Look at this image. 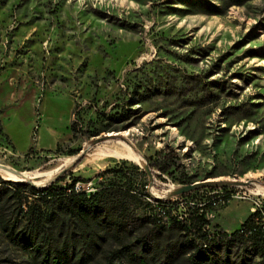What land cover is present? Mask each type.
<instances>
[{
  "label": "rangeland",
  "instance_id": "374dc122",
  "mask_svg": "<svg viewBox=\"0 0 264 264\" xmlns=\"http://www.w3.org/2000/svg\"><path fill=\"white\" fill-rule=\"evenodd\" d=\"M209 1L218 14L179 0H0V119L8 135L0 133V176L42 187L62 173L59 184L81 178L77 187L88 192L102 179L127 187L131 177L140 193L122 229L101 228L98 246H83L82 264H139L124 249L137 251L140 238L149 243L147 264L167 255L169 264H189L176 229L141 220L169 198L180 202L174 215L187 217L196 199L179 191L188 178L217 184L200 190L217 193L205 206L211 231L232 232L264 205V0ZM76 100L124 106L130 117L91 142L90 111L86 137L72 139ZM2 204L14 233L0 220V264H38L23 245L34 227L25 205L7 196ZM41 209L40 235L61 245L81 231L62 208Z\"/></svg>",
  "mask_w": 264,
  "mask_h": 264
},
{
  "label": "trees",
  "instance_id": "16d2710c",
  "mask_svg": "<svg viewBox=\"0 0 264 264\" xmlns=\"http://www.w3.org/2000/svg\"><path fill=\"white\" fill-rule=\"evenodd\" d=\"M179 1L190 6L200 7V12L203 13L218 14L220 12V6L209 0ZM98 105L99 103L84 108L80 101H75L70 125L72 139H77L79 135L86 137L85 126L86 128L89 126L85 124L93 122L92 119H86V115L90 114V111H93L96 116L93 122L94 130L90 134V137H94L91 142L97 141L102 132L114 130L116 126L130 117L129 110L124 106L116 105V107L110 108L109 103L99 107ZM0 133L8 138V135L3 131L1 119ZM30 149L33 150L34 147ZM79 152L80 150H76L71 154L75 155ZM150 168L152 169L151 165ZM160 170L167 172L168 168L160 167ZM64 180L65 177L62 175L57 180L40 187L22 181L5 180L0 176V197L7 196L9 201H14L19 206L25 205L24 208L21 207V211L29 217L30 223L33 222L34 227L26 239H23V245L26 248L31 247L38 264H82L86 260L84 256L86 250L83 246H98L97 238L100 237L101 228L122 229L130 219L128 218L130 215L129 202L132 198L140 195L139 191H134L131 177L127 180V187L116 183L108 184L102 179L94 192L77 187L81 178L70 184H59ZM193 183L194 181L189 178L181 181L182 185ZM138 185H141L139 187L142 192H145L146 184ZM201 189H210L207 192L209 193L218 187L217 185H205L180 193L181 197L196 199L195 205L190 206L191 209H189L187 217L181 219L176 214L174 215L180 202L178 199L169 198L157 199L155 205L147 200L146 204L153 205L154 209L146 212L141 220L153 223L156 229H176L184 237L179 251L188 255L186 261L189 264H264V205L252 212L241 226L232 232L221 229L218 225L215 231H211V220L207 216L208 211L205 206L218 202L215 200L217 193L208 196L207 193H201ZM145 195L146 198H149L147 190ZM224 199L228 200L229 198L224 196ZM41 203H49L62 208L66 218L80 222L81 231H71L61 245L47 231L40 235L41 230L45 231L44 222L46 219L41 209ZM4 213L2 204L0 205V220L5 228L7 227V232L11 236L14 230L9 229ZM12 239L16 240L15 237ZM137 244H139L136 246L137 251L126 246L124 252L134 258L135 262L147 264L144 254L150 250L149 243L146 239L140 238ZM232 250L235 251V258L230 256ZM118 252L123 254V251ZM170 256L167 255L168 260ZM168 260L159 264H169Z\"/></svg>",
  "mask_w": 264,
  "mask_h": 264
},
{
  "label": "water",
  "instance_id": "95a60500",
  "mask_svg": "<svg viewBox=\"0 0 264 264\" xmlns=\"http://www.w3.org/2000/svg\"><path fill=\"white\" fill-rule=\"evenodd\" d=\"M106 137H107V136L99 137L97 141L102 140V139H105ZM97 141H94V142H97ZM86 154H87V151H86V150H83V151L81 152V154H79V155L77 156V158L75 159L74 163H77L78 161H80V160H81ZM0 167H2L1 164H0ZM148 168H149V167H148ZM64 170H65V169H63L62 172H64ZM61 174H62V173H59V175H57V176L55 177L54 181L57 180L59 177H61V176H62ZM25 181L28 182V183H30V184H33V183H32L30 180H28V179L25 180ZM51 182H53V180H51V181L48 182V183H45L43 186H46L47 184H49V183H51ZM246 183H249V181L246 182ZM246 183H244V184H246ZM34 185H35V184H34ZM205 185H217V184H213V183H205V182H197V183H195V184H191V185H183L182 190H180L179 192L182 193V192H184V191H189V190H192V189H195V188H198V187H202V186H205ZM36 186H40V185H36Z\"/></svg>",
  "mask_w": 264,
  "mask_h": 264
},
{
  "label": "crops",
  "instance_id": "0c3cea01",
  "mask_svg": "<svg viewBox=\"0 0 264 264\" xmlns=\"http://www.w3.org/2000/svg\"><path fill=\"white\" fill-rule=\"evenodd\" d=\"M9 137H10V136H9ZM10 142L12 143L14 149L16 150V145H15V142H14V140L12 139V137H10Z\"/></svg>",
  "mask_w": 264,
  "mask_h": 264
},
{
  "label": "built area",
  "instance_id": "2783aa9c",
  "mask_svg": "<svg viewBox=\"0 0 264 264\" xmlns=\"http://www.w3.org/2000/svg\"><path fill=\"white\" fill-rule=\"evenodd\" d=\"M79 188V187H78Z\"/></svg>",
  "mask_w": 264,
  "mask_h": 264
}]
</instances>
